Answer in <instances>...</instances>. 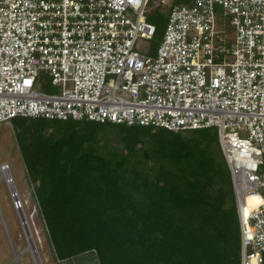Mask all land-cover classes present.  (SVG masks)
<instances>
[{
  "label": "built area",
  "instance_id": "built-area-1",
  "mask_svg": "<svg viewBox=\"0 0 264 264\" xmlns=\"http://www.w3.org/2000/svg\"><path fill=\"white\" fill-rule=\"evenodd\" d=\"M148 6L0 0V124L34 117L216 127L240 213L242 264H264V0L170 2L155 53ZM48 80L59 92L46 89ZM0 171L29 227L10 165ZM251 197L259 203L246 214Z\"/></svg>",
  "mask_w": 264,
  "mask_h": 264
},
{
  "label": "trees",
  "instance_id": "trees-1",
  "mask_svg": "<svg viewBox=\"0 0 264 264\" xmlns=\"http://www.w3.org/2000/svg\"><path fill=\"white\" fill-rule=\"evenodd\" d=\"M148 5L155 53L170 8ZM11 122L56 264L88 253L97 264H242L240 213L216 127Z\"/></svg>",
  "mask_w": 264,
  "mask_h": 264
},
{
  "label": "rangeland",
  "instance_id": "rangeland-1",
  "mask_svg": "<svg viewBox=\"0 0 264 264\" xmlns=\"http://www.w3.org/2000/svg\"><path fill=\"white\" fill-rule=\"evenodd\" d=\"M166 1L167 3L163 5L165 8L169 6L171 0ZM160 2L161 0H155L156 5ZM153 8L148 6L147 12H151ZM149 41L142 40L141 45L147 46ZM47 83H49L47 84L49 91L59 92L58 88L50 85V80ZM6 163L10 165L16 187L23 200V214L29 230L26 232L27 226L22 225L21 218L13 207L9 187L0 171V264H18V262L19 264H56L37 218L38 204L34 195V183L25 166L12 122L0 124V166ZM32 243L35 246L34 250L30 249ZM16 252L20 253L18 262L14 261ZM66 264H97V259L88 253Z\"/></svg>",
  "mask_w": 264,
  "mask_h": 264
},
{
  "label": "bare ground",
  "instance_id": "bare-ground-1",
  "mask_svg": "<svg viewBox=\"0 0 264 264\" xmlns=\"http://www.w3.org/2000/svg\"><path fill=\"white\" fill-rule=\"evenodd\" d=\"M258 203H259V199L257 197H251L248 200L249 206L245 210L246 211L245 213L247 214L251 210V208L255 207ZM34 247H35L34 246V243H32L30 249H33L34 250L35 249ZM18 254H20V253H17V256H18ZM255 261H257V260H255Z\"/></svg>",
  "mask_w": 264,
  "mask_h": 264
},
{
  "label": "water",
  "instance_id": "water-1",
  "mask_svg": "<svg viewBox=\"0 0 264 264\" xmlns=\"http://www.w3.org/2000/svg\"><path fill=\"white\" fill-rule=\"evenodd\" d=\"M28 230H29V229H28V227H27L26 232H28ZM16 260H17V259H16V257H15L14 261H16ZM17 262H18V260H17ZM18 264H19V263H18Z\"/></svg>",
  "mask_w": 264,
  "mask_h": 264
},
{
  "label": "clouds",
  "instance_id": "clouds-1",
  "mask_svg": "<svg viewBox=\"0 0 264 264\" xmlns=\"http://www.w3.org/2000/svg\"><path fill=\"white\" fill-rule=\"evenodd\" d=\"M19 256V255H18ZM18 260V258H16ZM19 263V262H18Z\"/></svg>",
  "mask_w": 264,
  "mask_h": 264
}]
</instances>
